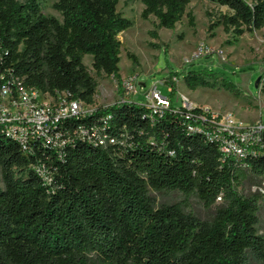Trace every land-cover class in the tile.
Returning a JSON list of instances; mask_svg holds the SVG:
<instances>
[{
  "label": "trees",
  "instance_id": "trees-1",
  "mask_svg": "<svg viewBox=\"0 0 264 264\" xmlns=\"http://www.w3.org/2000/svg\"><path fill=\"white\" fill-rule=\"evenodd\" d=\"M130 1L156 29L173 31L184 17L194 28L190 0ZM206 1L228 11L209 20L210 34L222 27L235 44L245 32L264 31V0ZM43 2L0 0V89L17 81L93 107L98 83L83 59L91 57L96 76L120 81L118 37L132 22L117 12L118 0H54L61 22L42 14ZM182 82L190 92L243 96L207 70L189 71ZM166 84L169 108H94L64 122L70 138L58 150L34 143L23 153L0 133V264H264V156L224 157L204 134L212 127L198 120L201 109L173 107L177 89L170 78ZM80 130L113 143L95 146L75 135ZM150 192L194 196L213 215L201 220L181 203L156 208Z\"/></svg>",
  "mask_w": 264,
  "mask_h": 264
},
{
  "label": "rangeland",
  "instance_id": "rangeland-1",
  "mask_svg": "<svg viewBox=\"0 0 264 264\" xmlns=\"http://www.w3.org/2000/svg\"><path fill=\"white\" fill-rule=\"evenodd\" d=\"M54 0H44L42 14L53 17L61 22V16L53 10ZM140 2L118 0L116 7L124 18L132 22V26L121 33L119 75L120 79L136 77L134 91L127 101L137 105H146V91L155 83H161L159 91L168 95L167 79L174 82L177 92L173 99L179 105L181 96L186 97L193 105H200L226 115L238 123L245 125L264 122V31L245 32L233 43L231 34L226 35L222 27L208 31L210 23H215L225 8L215 6L206 0H190L187 11L194 18V28H190L184 17L173 31L156 29V20L150 17L147 21L140 18L143 10ZM209 14L210 17H207ZM155 31L158 39L151 37ZM181 38V39H180ZM156 46V47H155ZM167 47V48H166ZM166 48V50H165ZM129 55L136 59L134 64ZM92 59L86 56L83 64L98 83L94 97V106L109 107L121 101L118 87L119 81L103 75L96 76L91 69ZM207 70L230 80L242 92L241 98H234L223 90L198 89L190 92L182 82V77L189 71ZM176 74L178 77H172ZM258 85L255 87V83ZM0 187H2L0 183ZM242 195L251 193L249 182L239 188ZM155 200V207L181 203L186 212L192 213L201 220L209 219L213 209H205L194 196L184 197L179 192L156 194L150 192ZM259 235L264 237V209L259 212Z\"/></svg>",
  "mask_w": 264,
  "mask_h": 264
},
{
  "label": "built area",
  "instance_id": "built-area-1",
  "mask_svg": "<svg viewBox=\"0 0 264 264\" xmlns=\"http://www.w3.org/2000/svg\"><path fill=\"white\" fill-rule=\"evenodd\" d=\"M136 81L134 76L119 81L117 89L122 96L119 103H131L127 98L132 95ZM159 86L163 84L155 83L146 91L144 97L146 105H142L152 110L154 114L169 108L170 104L168 95L171 88L167 85L168 95L163 96ZM180 103L179 105L173 103V107H182L188 112L195 107L201 109L198 120L212 127L211 131L206 130L204 134L217 143L224 157L232 156L241 160L246 155L264 156V122L249 125L238 123L228 115L221 117L209 108L193 105L184 96H181ZM93 109L79 101L69 99L65 93L54 95L41 93L35 89H25L21 83L13 81L0 89V133L15 142L23 153H28L34 143L58 150L68 143L70 138L68 135L64 138L62 131L64 122L84 117ZM75 135L95 146H102L107 140L110 144L113 143L106 136L90 138L84 130ZM259 191L264 193V184Z\"/></svg>",
  "mask_w": 264,
  "mask_h": 264
},
{
  "label": "water",
  "instance_id": "water-1",
  "mask_svg": "<svg viewBox=\"0 0 264 264\" xmlns=\"http://www.w3.org/2000/svg\"><path fill=\"white\" fill-rule=\"evenodd\" d=\"M258 85V81L255 83V87Z\"/></svg>",
  "mask_w": 264,
  "mask_h": 264
},
{
  "label": "bare ground",
  "instance_id": "bare-ground-1",
  "mask_svg": "<svg viewBox=\"0 0 264 264\" xmlns=\"http://www.w3.org/2000/svg\"><path fill=\"white\" fill-rule=\"evenodd\" d=\"M120 59H121V56H120Z\"/></svg>",
  "mask_w": 264,
  "mask_h": 264
},
{
  "label": "crops",
  "instance_id": "crops-1",
  "mask_svg": "<svg viewBox=\"0 0 264 264\" xmlns=\"http://www.w3.org/2000/svg\"><path fill=\"white\" fill-rule=\"evenodd\" d=\"M214 112V111H213Z\"/></svg>",
  "mask_w": 264,
  "mask_h": 264
}]
</instances>
